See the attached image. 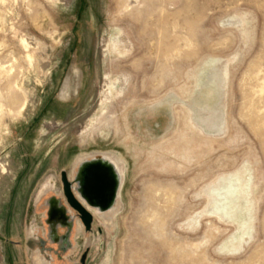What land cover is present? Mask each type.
<instances>
[{
	"label": "rangeland",
	"instance_id": "1",
	"mask_svg": "<svg viewBox=\"0 0 264 264\" xmlns=\"http://www.w3.org/2000/svg\"><path fill=\"white\" fill-rule=\"evenodd\" d=\"M0 121V264H264V0H0ZM92 152L123 208L61 250L47 201Z\"/></svg>",
	"mask_w": 264,
	"mask_h": 264
},
{
	"label": "water",
	"instance_id": "2",
	"mask_svg": "<svg viewBox=\"0 0 264 264\" xmlns=\"http://www.w3.org/2000/svg\"><path fill=\"white\" fill-rule=\"evenodd\" d=\"M72 183H75V191L72 188ZM60 184L61 196H53L47 201L51 210L47 213L49 219L46 223L49 225V232L53 233L58 227V222L61 226L67 227L66 235L58 240L68 246L74 219L71 215H67V204L82 222L84 230L90 232L92 231L93 214L87 207L94 208L99 212L109 210L115 203L120 178L116 168L99 157L81 162L73 181L69 180L66 170H61ZM66 246L61 248L65 249ZM80 264H85L84 255L80 259Z\"/></svg>",
	"mask_w": 264,
	"mask_h": 264
},
{
	"label": "flooded vegetation",
	"instance_id": "3",
	"mask_svg": "<svg viewBox=\"0 0 264 264\" xmlns=\"http://www.w3.org/2000/svg\"><path fill=\"white\" fill-rule=\"evenodd\" d=\"M67 93H68V91H67ZM92 153H96L97 154L96 155V158H99L100 157V154H105V153H109V152H92ZM110 154L118 161V163L120 164V166H121V168L123 170V173H124V178L125 179L123 181V184H122V187H121V191H120V199H121V202L123 204L122 189H123V186H124L125 180H126V165H125L124 161L119 156H117L114 153H110ZM88 155L89 154L84 155V156H88ZM87 159H89V157H87ZM78 166H79V164L77 162H74L73 166L70 169H66V172H67V175H68V178H69L70 181H73L74 176L76 174V171L78 169ZM60 188H61V186H60ZM72 188L75 191V183H72ZM50 189H51V183H50V181H46L44 183L43 187H42V190L38 194V198L41 197L42 194L46 190L49 191ZM60 190L61 189H59V191ZM75 194L77 196V193L76 192H75ZM59 195L61 196V192H60ZM116 207H118V199L117 198L115 200L114 205L109 210H107L105 212H99L98 210H96L94 208L87 207V209L93 214V224H92V231L86 232L84 230V228H83L82 222L76 216V213L67 204V210H68L67 215L68 216L71 215L73 217V219H74V226H73V228H72V230H71V232L69 234V245L66 246V244H62V243L59 242L61 240H58L62 236L66 235V232H67V227L66 226H61L60 222L57 223V226H58L57 229H59V227L64 228V230H65L64 233L63 234H57L56 231H55V233L48 231L49 232V239H51L55 243H57L60 246V249L61 250H67L69 248H72V249L75 248L76 245H78V243H79V240H80V236L81 235H85V237H86V243H89L90 242V238L88 236L90 234H92V236L95 238V240L99 241V234H98L97 229H96V224L98 223V225H100L101 227H104L105 229L112 228L115 225L117 216L120 213V212L119 213H116ZM50 210L51 209L49 208V211ZM113 218H115V219H114V222L112 223V219ZM46 219L47 220L49 219L48 215H47V218ZM48 227H49V225H48ZM73 233H74V239H75L74 241L75 242H73V240L71 239ZM35 238L37 239V236L36 235H35ZM62 246H66L65 249H62L61 248ZM30 256H31L32 264H55V263H52L51 262V259L49 260V258L45 254H43V252L40 251L38 248L37 249H34L31 252ZM100 264H107V263L106 262H103V263H100Z\"/></svg>",
	"mask_w": 264,
	"mask_h": 264
},
{
	"label": "bare ground",
	"instance_id": "4",
	"mask_svg": "<svg viewBox=\"0 0 264 264\" xmlns=\"http://www.w3.org/2000/svg\"><path fill=\"white\" fill-rule=\"evenodd\" d=\"M130 4H128L127 6H129ZM128 9V8H127ZM126 10V9H125ZM128 14V13H127ZM129 15V14H128ZM127 15V17H129ZM126 16V15H125ZM124 16V17H125ZM25 103H23L22 105H20L19 108H17V113L20 115L24 112V108H25ZM103 109V108H102ZM10 110V109H9ZM16 113V114H17ZM171 115V114H170ZM1 122V121H0ZM191 122V121H190ZM192 123V122H191ZM96 153H91L89 154L88 156H81L79 158H77L75 160V162H77L79 165L81 162L85 161V160H90V159H93V158H96ZM87 157H89V159H87ZM100 157H102V159L106 162H109L111 163L115 168H116V171L119 175V178H120V186H119V189H118V192H117V196L116 198L118 199V207H116V213H119L121 211V209L123 208V204L121 202V199H120V191H121V187H122V184H123V181H124V173H123V170L120 166V164L118 163V161L110 154V153H105V154H100ZM3 169V168H2ZM3 173V172H2ZM114 219H112V223L114 222Z\"/></svg>",
	"mask_w": 264,
	"mask_h": 264
}]
</instances>
